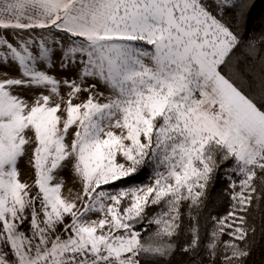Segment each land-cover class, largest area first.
I'll use <instances>...</instances> for the list:
<instances>
[{
    "label": "snow or ice",
    "instance_id": "obj_1",
    "mask_svg": "<svg viewBox=\"0 0 264 264\" xmlns=\"http://www.w3.org/2000/svg\"><path fill=\"white\" fill-rule=\"evenodd\" d=\"M253 7L0 0V264H170L177 250L186 264H245L249 217L264 207V31H249ZM69 166L80 187L66 197ZM146 168L149 184L117 187ZM217 182L223 217L209 213ZM202 217L215 224L203 236ZM146 219L154 241L138 230Z\"/></svg>",
    "mask_w": 264,
    "mask_h": 264
},
{
    "label": "trees",
    "instance_id": "obj_2",
    "mask_svg": "<svg viewBox=\"0 0 264 264\" xmlns=\"http://www.w3.org/2000/svg\"><path fill=\"white\" fill-rule=\"evenodd\" d=\"M254 7L251 9V13L248 20V28L250 33L252 31L260 32L264 31V0H253ZM151 174V168L143 169L137 173L134 177L127 178L124 181L117 182V187H128L131 185L144 184ZM225 184L217 182L215 190L212 192V202L209 204V213L211 215H219L223 217L229 211V200L222 194ZM160 208L149 210V219L151 215L159 212ZM209 213H205L204 217H207ZM250 223L254 222L257 228L255 243L251 248V254L245 261V264H264V235H262L260 226L264 221V207L254 204L252 208V214L249 217ZM143 227L137 225L138 229L143 233L142 238L145 240H156L154 233L156 232V226L153 224L149 226L148 220L142 221ZM215 227V224L211 219H201V235L205 232L211 233ZM142 229H144L142 231ZM229 237L224 235L219 248V253L222 258L224 254V241H227ZM183 241V236L180 237V242ZM150 257H141L145 264L150 260ZM188 257L183 256L179 250L171 257L170 264H186ZM207 264V261H206ZM217 264H222V259L217 260Z\"/></svg>",
    "mask_w": 264,
    "mask_h": 264
},
{
    "label": "rangeland",
    "instance_id": "obj_3",
    "mask_svg": "<svg viewBox=\"0 0 264 264\" xmlns=\"http://www.w3.org/2000/svg\"><path fill=\"white\" fill-rule=\"evenodd\" d=\"M61 92L63 94L64 93V89H62ZM25 167L28 168L29 175L31 176L30 168H29V166L27 164V159L26 158L24 160H21L20 161V164H19L20 171H22L24 174L26 173L25 172L26 171V168ZM60 175L63 177L64 182H65V186L63 188V195L66 196V197H69L71 195H74L78 191V189L80 187V184H79V180L73 176L72 171H71V167L69 166L67 169L63 170L60 173ZM150 181H151V174H150L148 180L144 184H149ZM91 218L92 219H96L97 216L96 215H92ZM143 230L144 229H142V231ZM139 231H141V230H139Z\"/></svg>",
    "mask_w": 264,
    "mask_h": 264
},
{
    "label": "crops",
    "instance_id": "obj_4",
    "mask_svg": "<svg viewBox=\"0 0 264 264\" xmlns=\"http://www.w3.org/2000/svg\"><path fill=\"white\" fill-rule=\"evenodd\" d=\"M23 168V167H22ZM21 168V169H22ZM26 168V173L24 174L22 171H21V180L22 181H28V182H31V176L29 175V170L27 167ZM24 171V170H23Z\"/></svg>",
    "mask_w": 264,
    "mask_h": 264
}]
</instances>
